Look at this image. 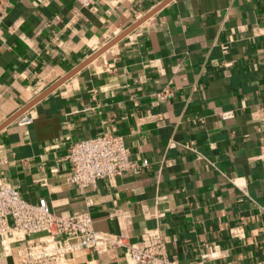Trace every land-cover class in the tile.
<instances>
[{
	"label": "crops",
	"instance_id": "obj_1",
	"mask_svg": "<svg viewBox=\"0 0 264 264\" xmlns=\"http://www.w3.org/2000/svg\"><path fill=\"white\" fill-rule=\"evenodd\" d=\"M163 1L0 0V126ZM26 114L0 131V182L117 240L64 264H132L156 236L181 264H264V0H173ZM106 134L147 165L69 184L71 145ZM47 240L0 242V264Z\"/></svg>",
	"mask_w": 264,
	"mask_h": 264
},
{
	"label": "built area",
	"instance_id": "obj_2",
	"mask_svg": "<svg viewBox=\"0 0 264 264\" xmlns=\"http://www.w3.org/2000/svg\"><path fill=\"white\" fill-rule=\"evenodd\" d=\"M84 8L96 0H75ZM234 112L222 114L223 119H233ZM33 122L28 114L18 119V125ZM67 161L70 165L68 183L80 188H96L99 181L113 180L127 172L139 173L140 166L132 159L125 138L106 134L73 143ZM3 160H0V165ZM45 233L48 240L39 252L30 253L24 264H64L65 255L82 248L97 249L106 244H116L110 234L94 229L88 214L62 217L54 213L48 202L41 198L37 204L29 203L7 182H0V242L5 249L11 242ZM132 264H181L172 260L160 236L143 248H128Z\"/></svg>",
	"mask_w": 264,
	"mask_h": 264
},
{
	"label": "water",
	"instance_id": "obj_3",
	"mask_svg": "<svg viewBox=\"0 0 264 264\" xmlns=\"http://www.w3.org/2000/svg\"><path fill=\"white\" fill-rule=\"evenodd\" d=\"M171 1H173V0H165V1H163L155 9H153L152 11H150L149 13H147L144 17H142L136 23H134L133 25H131L124 32H122L121 34H119L117 37H115L107 45H105L103 48H101L99 51H97L95 54H93L87 60H85L84 62H82L81 64H79L76 68H74L71 72H69L64 78H62L61 80H59L56 84L52 85L50 88H48L46 91H44L40 96H38L34 101H32L27 106H25L14 118H12L8 122H6L2 126H0V131L3 128H5L7 125L13 123L15 120H17L23 114H25L26 112H28L38 102H40L42 99H44L45 97H47L50 93H52L54 90H56L59 86H61L67 80H69L74 75H76L78 72H80L82 69H84L86 66H88L92 61H94L96 58H98L100 55H102L108 49H110L115 44H117L121 39H123L125 36H127L129 33H131L133 30H135L137 27H139L141 24H143L149 18H151L154 14H156L160 9H162L164 6H166Z\"/></svg>",
	"mask_w": 264,
	"mask_h": 264
}]
</instances>
